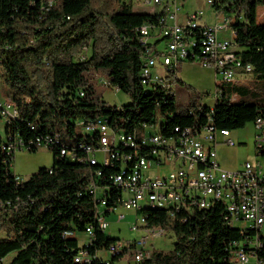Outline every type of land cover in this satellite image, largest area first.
Here are the masks:
<instances>
[{"label": "trees", "instance_id": "trees-1", "mask_svg": "<svg viewBox=\"0 0 264 264\" xmlns=\"http://www.w3.org/2000/svg\"><path fill=\"white\" fill-rule=\"evenodd\" d=\"M32 1L0 0V78L8 86L7 97L16 103L20 120L14 128L24 139L54 138L59 133L61 146L86 156L78 145L96 144V136L81 132L77 124L82 119L104 118L112 127L136 135L131 130L156 122L159 113L166 119L161 123L165 135L172 134L176 126L196 123L204 107L196 99L183 107L171 82L170 91L147 90L142 84L145 53L139 28L159 26L165 9L137 11L133 0H36L35 5ZM50 2L53 5L48 7ZM263 5L264 0L214 3L218 12H227L236 33V56L252 66L251 74L258 79L252 86L217 81V87L227 85L224 98L231 95V101H240L242 97L237 104L217 102L213 117L218 128L234 130L254 123L264 104V23L257 20ZM160 42L155 39L153 44ZM99 74L110 86L128 94L131 102L118 107L104 101L96 84ZM2 144L0 136V201L9 204L0 210V264L12 252L16 254L10 264H104L102 256L92 263L75 258L84 245L78 235L89 225L95 230L87 247L91 255L119 240L98 227L99 201L90 192L95 182L109 194L106 186L117 164L106 167L74 161L70 155L61 156V146L54 145L48 148L53 152V165L18 184L4 161ZM110 191L106 217L118 206L115 199L121 195L116 187ZM224 211L222 204H216L195 210L184 222L163 209L146 210L147 224L169 227L175 241L170 251L153 250L140 264H234L227 249L242 236L225 223ZM66 231L77 236L66 237ZM131 245L135 247V240Z\"/></svg>", "mask_w": 264, "mask_h": 264}, {"label": "built area", "instance_id": "built-area-1", "mask_svg": "<svg viewBox=\"0 0 264 264\" xmlns=\"http://www.w3.org/2000/svg\"><path fill=\"white\" fill-rule=\"evenodd\" d=\"M159 1H163L166 10L165 15L160 18L159 26L146 24L139 28L140 41L145 53L142 69V84L145 89L170 91L169 82L172 80L169 75L176 76L180 62L189 59L213 68L217 78L246 77L251 73L252 66L244 65L235 54L236 33L230 28L228 17L219 25L209 26L202 22L203 11L195 10L187 13L183 22H180L179 12L182 6L180 1ZM220 1L222 0H208V3L213 7L215 2ZM32 3L35 5L36 0ZM133 4L140 7L151 6L149 12L157 10L156 3H152V0H133ZM52 5L53 2H50L47 6ZM41 6L45 8V5ZM226 32L230 35L219 37L220 33ZM159 38L165 41V47L162 49L153 44L154 40ZM101 82L103 85H109L107 79H101ZM224 88H227V85L217 87L216 104L218 101L225 104H237L242 101L241 94L240 101H231V95L224 98ZM216 104L214 106L201 104L209 107V110L205 111L204 107H201V115L194 125L176 126L170 135L162 133L161 123L166 122V119L159 113L156 122H145L141 127L131 130L137 132L136 142H129L127 130L112 127L107 119H82L77 125L82 133L95 135L96 144L80 143L78 148L87 155L78 156L76 150L71 152L65 146H61L59 133H54V138H46L45 135L28 140L20 136L14 128L16 122L20 120V114L16 103L7 97L5 103L0 102V121H4L6 133L1 150L4 156H7L4 161L7 168L12 170L18 184L26 181L12 169L15 153L19 150L33 152L40 146L49 148L58 145L61 146L60 155H70L74 161L90 165L102 164L106 167L117 164L118 170L109 176L110 185L106 186L109 194L104 193L103 188L95 182L90 185V192L99 201L95 221L102 231L109 227L104 209L112 198L110 190L113 187L121 191V195L115 199L118 206L123 205L134 210L136 203L164 202L168 204L171 217H179L184 222L195 210L210 209L216 204H222L225 210V223L230 228L237 229L242 236L239 240H233L227 249L233 263L248 264L253 257L254 264H264L262 257L264 241L259 236V229H264V104L258 109V124H254L257 129L256 159L246 161L237 170H226L218 161L217 146L221 140L232 146L235 145V141L231 137L230 129L218 128L215 125L213 114ZM172 116L175 117V114ZM97 152L104 153L103 162L99 161ZM154 164L157 167L156 174L154 176L147 174ZM168 164L173 165L172 170L163 173L162 167ZM98 174L101 172L98 171ZM7 205L9 204L0 201V210ZM115 208L110 210L114 211ZM148 217V214H144V219H137L132 227L144 229L146 233L141 237L140 247H132L131 241L119 239L94 256L87 247L94 240L95 230L93 225L87 226L84 232L86 240L75 260L92 263L94 258L104 252L106 256L102 257L104 264H110L114 257L120 256L123 259L127 254L132 255L137 262L143 261L151 254L146 249L148 237L167 234V227L148 225ZM65 236L76 237L77 233L66 231ZM137 250H145V257H137Z\"/></svg>", "mask_w": 264, "mask_h": 264}, {"label": "rangeland", "instance_id": "rangeland-1", "mask_svg": "<svg viewBox=\"0 0 264 264\" xmlns=\"http://www.w3.org/2000/svg\"><path fill=\"white\" fill-rule=\"evenodd\" d=\"M181 3V0H179ZM184 6H181L180 14L186 16L195 10H201L204 13L203 19H207L209 26H216L223 22L227 12H217L214 7L208 3V0H183ZM164 5L157 6V11H161ZM151 6H134L137 11H149ZM258 23H264V5L258 9ZM231 28V26H230ZM230 35V33H220L219 37L223 38ZM159 49L165 47V41L162 40L158 44ZM177 74L169 75L171 86L175 93H177V100L183 107H189L190 102L196 99L197 104H203L207 106H214L216 104L215 94L217 90V81L225 83V81L217 78L213 68L203 66L199 61L184 60L180 62L177 68ZM247 77V78H246ZM246 77H237L231 81L234 84H250L258 82V79L253 78L252 74H247ZM96 84L102 93L103 100L113 106H122L131 102L130 96L125 92L116 89L110 85H103L101 79H105L103 75H97ZM220 79V80H219ZM8 86L0 78V102L5 103L7 98ZM80 129V128H79ZM78 129V130H79ZM80 131V130H79ZM257 129L253 122L246 124L243 128L231 130V137L235 141V145H229L228 143L221 142L217 146L218 161L221 166L226 170H237L246 161H253L256 159L255 151V135ZM5 123L0 121V136L4 138ZM97 157L100 162L104 160V153L97 152ZM54 163L53 152L46 146H40L37 151L30 152L19 150L15 153L13 171L16 174L23 176L26 180L29 179L35 172L43 167H51ZM173 165H166L162 167L163 173H168L172 170ZM156 165L154 164L152 169L147 174L154 176L156 174ZM141 211L127 209L125 206L120 205L107 216L109 227L106 232L112 238L120 239L121 241H134L141 240V237L146 233L144 229H132L136 224L137 219H141ZM264 230V229H263ZM264 232V231H263ZM80 243L83 244L86 240V235L80 233ZM175 241L174 233L167 227V234L164 236L148 237L146 249L152 252L153 250L170 251L173 248ZM15 252L10 253L3 258L1 264H10L15 256ZM100 255L104 256V252ZM122 264H140L134 260L133 256L127 254L121 259ZM255 259L250 258V263L254 264Z\"/></svg>", "mask_w": 264, "mask_h": 264}, {"label": "bare ground", "instance_id": "bare-ground-1", "mask_svg": "<svg viewBox=\"0 0 264 264\" xmlns=\"http://www.w3.org/2000/svg\"><path fill=\"white\" fill-rule=\"evenodd\" d=\"M152 3H156V8L159 5H163V1H159V0H152ZM220 78H222L225 82H230L231 80L237 77L236 76H226V77H220ZM258 121H259V116L254 121V124H258ZM127 138L129 139V142L137 141V135L132 132H127ZM149 209L150 210L163 209L169 212V214H171V211L168 210V204H165L164 202H152V203L144 202V203L134 204V210H136L137 212L141 211L142 213L141 219H144V212ZM263 231H264L263 229H259V236L261 237V239H264ZM140 244H141V240H135V247H140ZM137 257H145V250H137ZM110 264H119V263L116 261V262H110Z\"/></svg>", "mask_w": 264, "mask_h": 264}, {"label": "crops", "instance_id": "crops-1", "mask_svg": "<svg viewBox=\"0 0 264 264\" xmlns=\"http://www.w3.org/2000/svg\"><path fill=\"white\" fill-rule=\"evenodd\" d=\"M181 5H182V6L185 5V3L183 2V0H181ZM184 17H185L184 15L180 14V16H179V21H180V22H183ZM202 22L208 24L207 19H203V18H202ZM227 33H228V32H227ZM121 259H122V258H121ZM121 259H120V261H117L119 264H122V263H121Z\"/></svg>", "mask_w": 264, "mask_h": 264}]
</instances>
